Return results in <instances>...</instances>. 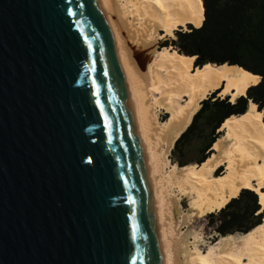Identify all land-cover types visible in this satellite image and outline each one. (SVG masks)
<instances>
[{
  "label": "water",
  "instance_id": "1",
  "mask_svg": "<svg viewBox=\"0 0 264 264\" xmlns=\"http://www.w3.org/2000/svg\"><path fill=\"white\" fill-rule=\"evenodd\" d=\"M152 183L104 0H0V264H164Z\"/></svg>",
  "mask_w": 264,
  "mask_h": 264
},
{
  "label": "bare ground",
  "instance_id": "2",
  "mask_svg": "<svg viewBox=\"0 0 264 264\" xmlns=\"http://www.w3.org/2000/svg\"><path fill=\"white\" fill-rule=\"evenodd\" d=\"M104 2L112 32L128 62L147 163L162 215L164 264H264V216L249 233L238 238L222 237L206 252L189 248L191 231L177 236L175 230L179 213L176 194L189 200L183 216L187 221L217 212L243 189L257 195L264 212V123L253 102L244 114L223 122L219 130L224 135L213 144L214 152L203 163L173 169L168 174L163 164L167 150L190 124L202 100L219 91L222 96L230 94L234 102L257 85L260 78L253 77L259 76L227 64L194 67L195 57L172 49L150 50L147 54L140 50L158 32L165 37L188 24L200 27L204 20L202 0ZM135 42L139 45H133ZM157 107L169 115L164 122L156 119ZM221 166L224 170L218 172Z\"/></svg>",
  "mask_w": 264,
  "mask_h": 264
},
{
  "label": "trees",
  "instance_id": "3",
  "mask_svg": "<svg viewBox=\"0 0 264 264\" xmlns=\"http://www.w3.org/2000/svg\"><path fill=\"white\" fill-rule=\"evenodd\" d=\"M204 20L198 28L176 30L159 48H170L181 55L195 57L194 67L206 64L233 65L260 76V83L247 90L246 97L234 102L212 92L200 102L190 124L173 144L172 154L178 159L194 147L199 152L195 164L200 165L212 153L213 144L222 137L220 127L232 117L247 111L249 101L264 111V0H202ZM168 118L164 115L163 122ZM180 166L191 162L177 160ZM207 225L217 237L244 235L262 223L263 212L257 195L243 189L217 212L206 215Z\"/></svg>",
  "mask_w": 264,
  "mask_h": 264
},
{
  "label": "rangeland",
  "instance_id": "4",
  "mask_svg": "<svg viewBox=\"0 0 264 264\" xmlns=\"http://www.w3.org/2000/svg\"><path fill=\"white\" fill-rule=\"evenodd\" d=\"M123 2V0H120ZM132 19H129L128 21H131ZM134 24H136V21H134ZM192 27H194L192 24H190ZM196 28V27H194ZM180 30V29H178ZM182 31H187L188 30V27L186 26V28H182L181 29ZM175 32V31H174ZM162 32H158V34L155 35V37L153 39L150 40V44H148V46L144 49H140V50H145V54L148 53V51L151 50V52H155L157 50H161L163 48H159V45L162 41H164L166 38L168 37H174V33H173V36H165V37H160L159 34H161ZM134 41V40H133ZM133 45L137 46L139 45L138 42H135ZM139 48V47H138ZM167 49H170V48H167ZM136 58V57H133V59ZM147 59V58H146ZM150 59V58H149ZM148 63V59L145 61V64ZM246 71V70H245ZM248 72V71H247ZM258 76V75H256ZM260 78V76H259ZM260 80L259 79V82L260 83ZM257 83V84H258ZM252 87V86H251ZM250 88V87H249ZM248 88V89H249ZM247 89V90H248ZM247 93V91H246ZM211 94V93H210ZM209 94V95H210ZM208 95V96H209ZM217 97H220V98H224V97H228L229 98V101L230 102H233L231 101V96L230 94L228 95H220L218 93ZM246 97V94L245 96ZM251 102V101H249ZM256 105V104H255ZM257 106V105H256ZM257 110L259 112L262 113V120H263V123H264V111L260 110L257 106ZM155 112H156V119L159 121V122H163L162 120L164 119V115L165 114H168L163 108H156L155 109ZM169 116V115H168ZM224 135V132L222 134V137ZM178 138V137H177ZM176 138V139H177ZM221 139V137L219 138ZM174 144V143H173ZM173 146L167 150L165 156H164V162L163 164H166L165 165V169H164V172H166L167 174L172 171L173 169L174 170H178L179 168H181L177 163L176 161L177 160H180L182 162H191L190 164H195V161L196 159L199 157V152L197 151V149L194 147L189 153H185L184 155H182V157L179 159L174 156L171 152ZM214 151H212L213 153ZM211 153V154H212ZM210 154V155H211ZM189 165V164H188ZM187 166V165H186ZM178 168V169H177ZM224 170V166H221L219 168V171L218 172H222ZM177 197V203H178V210H179V213L176 215V219L178 221V227L175 228V230L177 231V236H179L180 234H183L184 232L186 231H191V235L188 237V244H189V248L190 249H194V248H198L200 251L202 252H206L207 250H209L210 246L212 244H214L218 239L222 238V237H217V240L214 242L215 239L213 238H216V235L213 231L212 228L208 227L207 225V218H206V215L203 216L202 218H198V219H194V220H190V221H187L186 219H183V216L187 213V209L189 208V200L188 198L186 197H181L180 195L176 194ZM179 201V202H178ZM262 211V210H261ZM263 212V211H262ZM263 216H264V212H263ZM229 236V235H228ZM235 238H238L239 235L235 234L233 235ZM226 237V236H225Z\"/></svg>",
  "mask_w": 264,
  "mask_h": 264
},
{
  "label": "snow or ice",
  "instance_id": "5",
  "mask_svg": "<svg viewBox=\"0 0 264 264\" xmlns=\"http://www.w3.org/2000/svg\"><path fill=\"white\" fill-rule=\"evenodd\" d=\"M253 79H254V80H258V79H259V77H253Z\"/></svg>",
  "mask_w": 264,
  "mask_h": 264
},
{
  "label": "flooded vegetation",
  "instance_id": "6",
  "mask_svg": "<svg viewBox=\"0 0 264 264\" xmlns=\"http://www.w3.org/2000/svg\"><path fill=\"white\" fill-rule=\"evenodd\" d=\"M255 184V183H254Z\"/></svg>",
  "mask_w": 264,
  "mask_h": 264
}]
</instances>
